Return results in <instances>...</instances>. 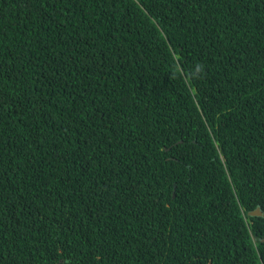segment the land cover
<instances>
[{"label":"trees","instance_id":"trees-1","mask_svg":"<svg viewBox=\"0 0 264 264\" xmlns=\"http://www.w3.org/2000/svg\"><path fill=\"white\" fill-rule=\"evenodd\" d=\"M258 207L264 0H0V264H264Z\"/></svg>","mask_w":264,"mask_h":264},{"label":"clouds","instance_id":"clouds-1","mask_svg":"<svg viewBox=\"0 0 264 264\" xmlns=\"http://www.w3.org/2000/svg\"><path fill=\"white\" fill-rule=\"evenodd\" d=\"M110 70H111V68H108V67H102V68L98 69V70H97L98 77H99L100 79H102V80H106V81H107V80H108V74H109ZM211 78H212V77H211ZM212 80H213V87H212V90L216 88V84H217L218 82L222 83L219 79H216V78H212ZM241 94H242V92L234 90L233 93H232V95H231V98H230V99L238 98ZM234 131H240V130H236V129H234ZM224 159H225V156H223V155L219 152V158H218V159H214L213 161H214V163H215V162L218 161V160L224 161ZM257 209H260V210L264 213V210H262L260 207H258ZM257 209H255V210H253V211H251V212H254V211H256ZM257 218H259V217H257ZM262 218H264V217H262ZM62 224H63V223H62ZM62 224H61V227H62ZM61 227H60V229H61ZM263 242H264V239H263Z\"/></svg>","mask_w":264,"mask_h":264},{"label":"water","instance_id":"water-1","mask_svg":"<svg viewBox=\"0 0 264 264\" xmlns=\"http://www.w3.org/2000/svg\"><path fill=\"white\" fill-rule=\"evenodd\" d=\"M249 215L251 217H264V213L260 209H257L254 212H250Z\"/></svg>","mask_w":264,"mask_h":264}]
</instances>
